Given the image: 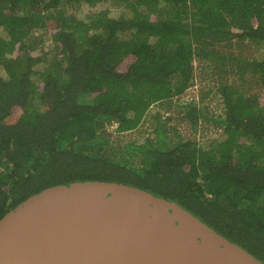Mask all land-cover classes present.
Wrapping results in <instances>:
<instances>
[{"label":"trees","instance_id":"16d2710c","mask_svg":"<svg viewBox=\"0 0 264 264\" xmlns=\"http://www.w3.org/2000/svg\"><path fill=\"white\" fill-rule=\"evenodd\" d=\"M249 45L264 48V0H0V221L51 187L127 184L178 203L264 262V95L219 82L222 141L169 138L158 113L156 141L106 149L109 127L130 134L155 105L173 109L196 60L214 78L232 68L264 87V57L248 59Z\"/></svg>","mask_w":264,"mask_h":264},{"label":"water","instance_id":"95a60500","mask_svg":"<svg viewBox=\"0 0 264 264\" xmlns=\"http://www.w3.org/2000/svg\"><path fill=\"white\" fill-rule=\"evenodd\" d=\"M0 264H264L178 203L81 181L41 191L0 221Z\"/></svg>","mask_w":264,"mask_h":264},{"label":"rangeland","instance_id":"374dc122","mask_svg":"<svg viewBox=\"0 0 264 264\" xmlns=\"http://www.w3.org/2000/svg\"><path fill=\"white\" fill-rule=\"evenodd\" d=\"M65 10L67 14L81 18H86L88 14L94 13V10L81 9L75 11L71 7H67ZM41 36L42 33L35 32L34 34V37H36L35 39H37V37L41 38ZM221 51L228 55L230 52L239 53L241 50L239 48H221ZM244 52L246 56H248V59L250 58L251 60L254 57L261 59L262 56L264 57L263 47L249 45L244 49ZM207 67L206 64H202L199 60H196L195 83L188 89L187 93L180 100L177 99L174 101V108L170 111L165 109V107L155 105L147 117L146 124L138 131L126 135H118L114 132L115 127H109L108 132L111 134V137L106 149L117 153V155H119V153L126 154L127 146L130 144L139 147L144 145L148 138L156 141L157 134H155V129L157 128L158 121L155 116L158 113H162L161 115L164 117L160 119L161 121L169 120L166 124L169 138L175 137L176 133H178L186 138V140L191 139L199 143L224 140V129L214 122V118L222 115L224 112L220 95L217 93L219 82L229 81L239 86L244 92L259 93L260 95H264V87L258 77H253L249 73L243 79H240V77L236 75L237 71H233V69L230 68L229 71L216 72L214 78L211 74L212 72ZM190 105L202 109L204 117L196 116V119H189L188 115L190 111L186 110L185 106ZM162 142L166 141L162 140ZM136 149L138 150V148ZM138 159L140 162L141 158L138 157Z\"/></svg>","mask_w":264,"mask_h":264},{"label":"built area","instance_id":"2783aa9c","mask_svg":"<svg viewBox=\"0 0 264 264\" xmlns=\"http://www.w3.org/2000/svg\"><path fill=\"white\" fill-rule=\"evenodd\" d=\"M194 66H195V63H194ZM195 75H196V72H195ZM196 79V78H195ZM194 83H195V81H194ZM167 115H169V114H167Z\"/></svg>","mask_w":264,"mask_h":264}]
</instances>
